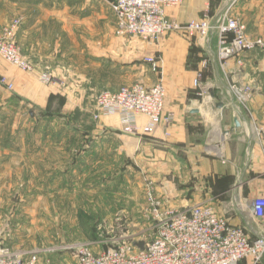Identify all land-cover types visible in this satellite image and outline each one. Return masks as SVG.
Returning a JSON list of instances; mask_svg holds the SVG:
<instances>
[{
    "label": "crops",
    "instance_id": "0c3cea01",
    "mask_svg": "<svg viewBox=\"0 0 264 264\" xmlns=\"http://www.w3.org/2000/svg\"><path fill=\"white\" fill-rule=\"evenodd\" d=\"M111 1L0 0V28L20 18L15 41L32 65L24 72L0 57V77L13 85L7 89L0 84V126L12 112L26 114L36 124L45 121L41 114L53 115V108L58 109L48 106L52 96L65 101L55 115L77 119L49 120L67 128L85 126L101 90L155 82L159 75L143 58L158 57L165 87L163 112H173V122L167 126L160 121L152 132L134 135L123 133L115 117H101L88 127L90 137L131 154L142 170L154 171L148 175L157 182L155 194L166 206L209 204L250 238L262 234L264 216L256 217L251 206L254 197L264 196V51L237 52L221 60L215 34L204 39L179 29L155 42L118 35ZM229 4L249 34H263L264 0H183L165 13L185 24L206 9L215 16ZM204 61L201 84L195 87L193 79ZM43 75L48 81H41ZM232 86L242 93L240 100ZM146 121L138 117L141 126ZM12 138L0 135L2 142ZM240 264L253 263L244 259ZM257 264H264V256Z\"/></svg>",
    "mask_w": 264,
    "mask_h": 264
},
{
    "label": "rangeland",
    "instance_id": "374dc122",
    "mask_svg": "<svg viewBox=\"0 0 264 264\" xmlns=\"http://www.w3.org/2000/svg\"><path fill=\"white\" fill-rule=\"evenodd\" d=\"M54 104L53 115H40L45 121L12 112L0 126V135L15 134V141H0V245L37 252L36 264H78L80 244L99 251L144 233L147 187L157 182L134 156L90 137L88 127L98 124L92 113L85 126L49 120L77 119L55 115L65 104L60 96L49 99Z\"/></svg>",
    "mask_w": 264,
    "mask_h": 264
},
{
    "label": "built area",
    "instance_id": "2783aa9c",
    "mask_svg": "<svg viewBox=\"0 0 264 264\" xmlns=\"http://www.w3.org/2000/svg\"><path fill=\"white\" fill-rule=\"evenodd\" d=\"M182 1L112 0L110 7L116 18V33L135 35L152 42L168 31L179 29L204 39L215 34L217 55L221 60L237 52L264 51V32L249 34L246 25L230 13L231 4L215 16L206 9L198 19L179 24L166 16L165 9L178 6ZM19 24L20 18H14L0 28V57L20 69L31 70L32 65L23 57L15 41ZM143 59L159 78L150 85L136 81L116 90H101L95 98L93 120L98 122L101 117L113 116L119 121L123 133L134 135L152 132L160 121L167 126L173 122V112H163L165 87L160 77L161 59L153 55ZM205 66L204 61L193 79L195 87L201 84ZM42 80L48 81V78L43 75ZM1 82L12 87L4 77ZM232 87L240 100L242 93ZM139 116L146 117L144 126L139 124ZM149 182L145 197L149 226L142 229L144 233L99 251L80 244L76 248L78 264H240L244 259L257 264L263 259L264 232L250 238L242 226L231 224L209 204H196L184 209L166 206ZM252 205L254 215L263 217L264 196L254 197ZM140 240L144 242L142 249L134 245ZM37 260V252L24 255L0 245V264H36Z\"/></svg>",
    "mask_w": 264,
    "mask_h": 264
},
{
    "label": "water",
    "instance_id": "95a60500",
    "mask_svg": "<svg viewBox=\"0 0 264 264\" xmlns=\"http://www.w3.org/2000/svg\"><path fill=\"white\" fill-rule=\"evenodd\" d=\"M209 93H210L211 96H213V91L212 90H210ZM218 106H221V103H218ZM236 125H238L237 121H236ZM251 207L253 208V205ZM134 245H136L139 249H142L143 245H144V242L142 240H140V241L135 242Z\"/></svg>",
    "mask_w": 264,
    "mask_h": 264
}]
</instances>
